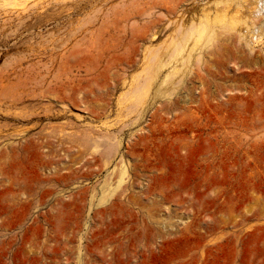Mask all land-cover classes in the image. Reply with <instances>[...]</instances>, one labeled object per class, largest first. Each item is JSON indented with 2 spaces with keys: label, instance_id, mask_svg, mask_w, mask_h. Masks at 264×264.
<instances>
[{
  "label": "rangeland",
  "instance_id": "374dc122",
  "mask_svg": "<svg viewBox=\"0 0 264 264\" xmlns=\"http://www.w3.org/2000/svg\"><path fill=\"white\" fill-rule=\"evenodd\" d=\"M226 1L0 0V264H264V21Z\"/></svg>",
  "mask_w": 264,
  "mask_h": 264
},
{
  "label": "bare ground",
  "instance_id": "6f19581e",
  "mask_svg": "<svg viewBox=\"0 0 264 264\" xmlns=\"http://www.w3.org/2000/svg\"><path fill=\"white\" fill-rule=\"evenodd\" d=\"M227 2V5L229 4V8L227 7V10H228V13L231 15V12H232V15L230 16V18H229V15H227L226 13H225V17L227 18V25H229V28L231 29V28H233L234 26H235V24H241L242 25V28H243V26H244V30H247V32H246V34L248 33L249 35H250V39L251 40H253V39H255L257 42H259V39H260V33H259V24H260V22H259V20H261V19H263V21H264V0H256V1H254V2H256V4H255V6H254V4H253V8L251 7H249L250 8V10L249 11H247L246 9H248L247 8V6H249V5H247L246 6V4H248V3H251L250 2V0H227L226 1ZM225 2V3H226ZM254 2H252V3H254ZM250 5H252V4H250ZM234 8L235 10H231L230 11V9L231 8ZM245 11H247V12H249V13H247L246 14V12ZM219 13H221V14H223L222 12V10H221V12L220 11H218ZM227 12V11H226ZM217 14V13H216ZM220 14V15H221ZM240 14H242V15H240ZM218 15L219 14H217V16H215V18L214 19H216V17H218ZM240 15V16H239ZM205 17V16H204ZM220 17V16H219ZM222 17H224V16H222ZM261 17V18H260ZM206 19H207V16L205 17ZM201 19H203V17L201 18ZM211 19H212V17H211ZM205 20V19H204ZM210 20V19H209ZM208 20V21H209ZM219 20H221V19H219ZM223 20V19H222ZM203 21V20H202ZM212 21V20H211ZM211 21H209V23H211ZM224 21V20H223ZM226 21V20H225ZM200 22H201V20H200ZM216 22V21H215ZM202 23V22H201ZM222 23V22H221ZM195 24H196V22H194V21H192L191 22V25H190V27L189 28H187V31L189 32V31H192V29H193V27L195 28ZM219 24V23H218ZM263 24V27H264V23H262ZM202 26V25H201ZM224 26H225V24H224ZM199 27V26H198ZM197 27V28H198ZM237 27V26H236ZM196 28V29H197ZM199 29V28H198ZM202 29H203V26H202ZM205 29H207V28H205ZM200 30V29H199ZM238 30V29H237ZM241 30V29H240ZM194 31H198V30H194ZM205 31V30H204ZM226 31V30H225ZM203 32V31H202ZM210 32V31H209ZM216 32V31H215ZM228 32V31H227ZM230 32V31H229ZM236 32V31H235ZM238 32H240V33H238L239 35H240V37L242 38V39H244V36H246V35H244V33H243V31H238ZM204 33V32H203ZM224 33V32H223ZM233 33V32H232ZM217 34V33H216ZM220 34V33H219ZM225 34V33H224ZM213 35V34H212ZM220 35H222V33L220 34ZM204 36H206L205 35V33H204ZM203 36V37H204ZM235 36V35H234ZM196 37V36H195ZM181 38V37H180ZM200 38H202V37H200ZM213 38V37H212ZM236 38V37H235ZM183 39V38H182ZM246 39V38H245ZM185 40V39H184ZM189 40V39H188ZM188 40H186L185 42H183L182 44H181V39H180V41H179V43L178 44H176L175 43V45H174V48H172V47H170V49H171V51L173 50V51H175V52H177L176 53V55L178 54V53H180L179 55V57H176L171 51L169 52L168 51V54H166L165 55V58H164V60H162L161 61V63H160V65H159V68L158 69H160V71H161V73L162 72H164V73H162L163 75V77L161 78V85H163L164 83H166L167 81H169L170 80V78L172 77V75L173 74H175V76H176V74L177 73H179V71H180V68L182 69V67L181 66H183V65H186V61H188L190 58H191V55H192V53L195 51V45L193 46V44H190L189 42H188ZM225 41V40H224ZM227 41V40H226ZM254 41V40H253ZM226 43V42H225ZM224 44V43H223ZM253 44V43H252ZM195 53V52H194ZM197 54H199V53H197ZM199 56V55H198ZM197 58V57H196ZM202 58V57H201ZM200 59V58H199ZM198 59V60H199ZM260 59V58H259ZM197 60V61H198ZM260 60H262V59H260ZM252 61V60H251ZM254 61V60H253ZM201 62H202V60H201ZM264 61H262V63H263ZM188 63V62H187ZM261 63V62H260ZM253 64H255V63H253ZM264 64V63H263ZM194 65H196V64H194ZM200 65V64H199ZM187 67V66H186ZM185 67V68H186ZM197 68V67H196ZM249 68V67H248ZM193 69V68H192ZM198 69V68H197ZM187 70V69H186ZM206 71V70H205ZM190 72V71H189ZM159 72H157V74H158ZM160 73V74H161ZM197 74H198V72H197ZM155 76H158V75H155ZM181 76V75H180ZM201 77V76H200ZM156 78V77H155ZM193 79V78H192ZM204 79V78H203ZM201 80V79H200ZM205 80V79H204ZM200 82V81H199ZM171 85V84H170ZM175 85V84H174ZM169 105V104H168ZM168 107V106H167ZM169 108V107H168ZM246 120V119H245ZM244 121V120H243ZM110 149H113V148H110ZM110 149H108V150H110ZM111 152V151H110ZM109 152V153H110ZM16 225V224H15ZM15 225H12V223L11 222H9V221H2L1 223H0V227L2 228V229H4V230H10L9 228H13ZM5 238H7V236L5 237ZM14 242H15V240L13 239V237H11V238H9L8 240H3L2 241V243L4 244V245H7L8 247H13V244H14ZM28 242V241H27ZM26 242V243H27ZM260 242V241H259ZM16 243V242H15ZM4 247V246H3ZM4 254V253H3ZM28 254V253H27ZM6 255V254H5Z\"/></svg>",
  "mask_w": 264,
  "mask_h": 264
}]
</instances>
